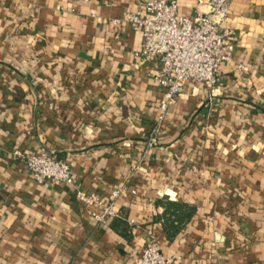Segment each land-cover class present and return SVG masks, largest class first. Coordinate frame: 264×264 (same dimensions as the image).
<instances>
[{"label":"crops","instance_id":"obj_1","mask_svg":"<svg viewBox=\"0 0 264 264\" xmlns=\"http://www.w3.org/2000/svg\"><path fill=\"white\" fill-rule=\"evenodd\" d=\"M143 1L0 0V264H135L149 230L172 264H264V0H233L220 82L164 111L160 62L115 21ZM41 150L73 184L33 179L17 152Z\"/></svg>","mask_w":264,"mask_h":264},{"label":"built area","instance_id":"obj_2","mask_svg":"<svg viewBox=\"0 0 264 264\" xmlns=\"http://www.w3.org/2000/svg\"><path fill=\"white\" fill-rule=\"evenodd\" d=\"M206 2L209 10L196 16L179 12L176 0H147L137 9L127 13L117 23H130L142 33V47L135 52L138 63L156 59L160 68L152 73L153 80L163 90L162 110L172 104L185 86L202 83L214 88L221 80L225 62L233 61L234 30L228 25L233 0H199ZM162 118V115L160 116ZM28 171L37 182L73 184L75 179L71 164L60 154L49 150L23 155ZM121 189L113 191L118 197ZM77 197L87 206L98 205L93 212L98 220L118 216L114 203L103 204L94 192L77 191ZM154 231H148L142 252L135 257V264H172Z\"/></svg>","mask_w":264,"mask_h":264}]
</instances>
